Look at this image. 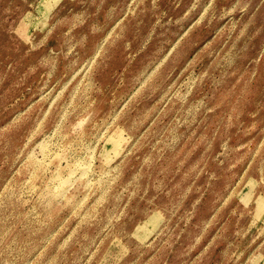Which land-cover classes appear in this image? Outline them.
<instances>
[{
  "label": "rangeland",
  "instance_id": "1",
  "mask_svg": "<svg viewBox=\"0 0 264 264\" xmlns=\"http://www.w3.org/2000/svg\"><path fill=\"white\" fill-rule=\"evenodd\" d=\"M0 264H264V0H0Z\"/></svg>",
  "mask_w": 264,
  "mask_h": 264
}]
</instances>
